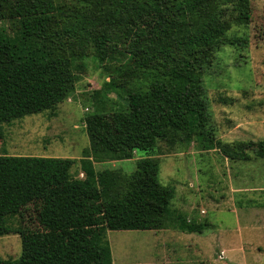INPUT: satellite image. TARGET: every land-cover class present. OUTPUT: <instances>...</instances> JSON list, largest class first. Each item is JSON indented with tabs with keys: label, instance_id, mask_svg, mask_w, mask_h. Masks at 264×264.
Wrapping results in <instances>:
<instances>
[{
	"label": "trees",
	"instance_id": "trees-1",
	"mask_svg": "<svg viewBox=\"0 0 264 264\" xmlns=\"http://www.w3.org/2000/svg\"><path fill=\"white\" fill-rule=\"evenodd\" d=\"M225 6L235 25H249V0H0V21L20 26L14 39L0 36V123L54 110L72 92L74 67L88 46L100 62L112 47L127 60V109L112 122L98 119L104 133H89L80 161L84 180L69 179L72 161L0 157V234L4 216L32 203L41 227L21 231L20 258L0 264H112L107 231H158L169 222L181 232H204L201 223L171 209L175 188L160 183L157 161L139 160L124 179L97 174L93 162L130 159L134 150L149 153L158 141L184 136L210 149L219 145L203 71L216 47L248 44L246 37L227 38ZM257 147L263 158L264 142ZM218 149L228 158L244 152Z\"/></svg>",
	"mask_w": 264,
	"mask_h": 264
},
{
	"label": "rangeland",
	"instance_id": "rangeland-1",
	"mask_svg": "<svg viewBox=\"0 0 264 264\" xmlns=\"http://www.w3.org/2000/svg\"><path fill=\"white\" fill-rule=\"evenodd\" d=\"M71 1L55 0L58 5ZM249 1L247 27L235 25L234 14L227 6L221 8L223 20L231 25L227 38L246 37L247 46L216 47L203 71L219 145L210 149L196 137L184 136L174 143L158 141L149 153L134 150L130 159L93 162L97 174L110 171L124 179L139 160L157 161L160 183L175 188L171 209L201 223L204 232L188 234L169 222L158 231H107L103 242L112 264H264V157L257 155L258 143L264 142V0ZM19 30L15 20L0 21V36L14 39ZM112 48L110 58L100 62L93 47H87L74 67L72 92L54 110L0 123V157L72 161L69 179L84 180L80 161L90 147L89 133L104 130L99 118L112 122L127 109L122 92L126 55ZM220 145L241 148L246 158L236 151V157H225ZM36 207L28 204L3 217L0 262L20 258L21 231L41 230Z\"/></svg>",
	"mask_w": 264,
	"mask_h": 264
},
{
	"label": "crops",
	"instance_id": "crops-1",
	"mask_svg": "<svg viewBox=\"0 0 264 264\" xmlns=\"http://www.w3.org/2000/svg\"><path fill=\"white\" fill-rule=\"evenodd\" d=\"M259 231V230H258ZM260 232V231H259ZM263 233V232H262ZM261 232H260V234H262ZM263 235V237H264V233L262 234ZM262 235H261V237H262ZM222 253H223V255H222V258H224V256H225V252L224 251H222ZM236 264V263H235Z\"/></svg>",
	"mask_w": 264,
	"mask_h": 264
}]
</instances>
